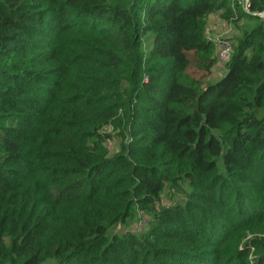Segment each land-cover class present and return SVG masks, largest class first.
I'll use <instances>...</instances> for the list:
<instances>
[{"label":"trees","instance_id":"trees-1","mask_svg":"<svg viewBox=\"0 0 264 264\" xmlns=\"http://www.w3.org/2000/svg\"><path fill=\"white\" fill-rule=\"evenodd\" d=\"M260 14L0 0V264H264ZM214 15L232 55L213 84Z\"/></svg>","mask_w":264,"mask_h":264},{"label":"rangeland","instance_id":"rangeland-1","mask_svg":"<svg viewBox=\"0 0 264 264\" xmlns=\"http://www.w3.org/2000/svg\"><path fill=\"white\" fill-rule=\"evenodd\" d=\"M244 1V0H243ZM211 22V21H210ZM231 28V27H229ZM206 33L209 35L210 33H214L213 35L219 36L220 38L223 39H230L231 32L228 31V27H226L225 25H222V22L219 20L218 15H214L213 16V20L212 23H208V26L206 27ZM212 34H210L211 36H213ZM150 43V39L149 38H145V47L148 48L147 46H149ZM225 74V69H223V66H221L220 64H217L216 67H214V72L212 74V76L209 79V82L211 83H216L218 80H220L223 75ZM111 150L110 153H113L115 150L114 144L111 143L110 146ZM184 200V196L182 194H176V192L174 193H169V192H165L162 195V204L163 205H169L171 203H179L182 202ZM143 220H140L138 222H136V230H139L142 228L143 226ZM115 231V230H114ZM116 231H119L118 229Z\"/></svg>","mask_w":264,"mask_h":264},{"label":"built area","instance_id":"built-area-1","mask_svg":"<svg viewBox=\"0 0 264 264\" xmlns=\"http://www.w3.org/2000/svg\"><path fill=\"white\" fill-rule=\"evenodd\" d=\"M243 5H244V10L248 12V0H244ZM259 16L261 18H264V14H260ZM214 43L216 48L217 61L221 66H224L231 59V55H232L231 45L228 41H226V39L220 37H217ZM107 144L109 146L110 143L108 142Z\"/></svg>","mask_w":264,"mask_h":264},{"label":"crops","instance_id":"crops-1","mask_svg":"<svg viewBox=\"0 0 264 264\" xmlns=\"http://www.w3.org/2000/svg\"><path fill=\"white\" fill-rule=\"evenodd\" d=\"M212 20H213V16L210 17V19H209V23H212ZM210 21H211V22H210ZM222 25H225V24L222 23ZM226 27H227V26H226ZM228 31H229V30H228ZM210 34H212V33H210ZM213 34H214V33H213ZM213 34H212V35H213ZM211 37H215V39H216V38L219 37V36L213 35V36H211Z\"/></svg>","mask_w":264,"mask_h":264}]
</instances>
